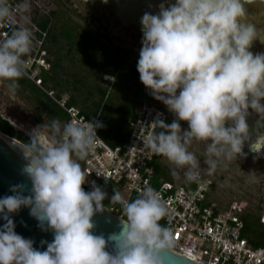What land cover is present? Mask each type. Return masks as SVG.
<instances>
[{"label":"clouds","instance_id":"1","mask_svg":"<svg viewBox=\"0 0 264 264\" xmlns=\"http://www.w3.org/2000/svg\"><path fill=\"white\" fill-rule=\"evenodd\" d=\"M106 3L107 0H104ZM252 0H175L161 4L158 14L141 17L142 48L137 71L142 84L158 101L175 114L162 129L145 136L143 146L149 154L163 157L173 166L171 175L179 179L184 170L186 182H199V162L189 151L193 141L205 142L207 174L221 159L231 161L245 155L250 140L249 109L264 121V54L253 55L252 42L261 37L255 24L246 19L245 4ZM29 0L15 8L0 0V24L15 25L17 15L27 19ZM32 49V33L27 27L15 28L0 41V86L14 93L24 75V56ZM179 90V92H178ZM178 121H186L182 130ZM231 126L226 127L227 122ZM41 126L31 133V142L22 145L28 163L23 169L32 183L29 196L24 186L11 188L14 195L0 198V264H169L174 237L160 221L168 209L158 192L145 186L129 202L114 190L110 201L120 204L121 229L107 240L94 235L93 217L105 210L107 194L92 183L86 192V174L80 161L96 146L98 128L87 123L59 121ZM251 152L264 150V135L249 144ZM99 175V173H97ZM21 207L47 225L54 233L45 251L15 232L9 213ZM111 243L112 251H107Z\"/></svg>","mask_w":264,"mask_h":264},{"label":"built area","instance_id":"2","mask_svg":"<svg viewBox=\"0 0 264 264\" xmlns=\"http://www.w3.org/2000/svg\"><path fill=\"white\" fill-rule=\"evenodd\" d=\"M21 0H9L11 7ZM29 0L30 11L26 21L17 15L15 25L0 24V41L6 39L18 27H27L32 33L31 52L24 56L25 68L22 76L39 89L47 98L62 109L68 122L87 123L89 120L78 108L70 107L68 98L58 97L51 85H45L44 79L51 72V60L48 52L49 28L42 29L38 24L37 12L41 10ZM105 80L113 88L115 79L106 76ZM169 112L163 108L143 104L135 110L130 122V138L122 152L110 148L98 135L94 150L83 160V171L89 180L99 181L104 186H112L121 196L130 201L133 195H139L145 186L159 193L168 213L160 223L167 227L174 237L171 253L196 264H264V243L252 249L242 237L244 224L237 208L232 206L221 209L208 202L213 181L200 174L199 182H191L193 187L163 183L152 186L153 174L149 164L156 155L149 154L143 146L145 136L158 132L154 121L168 119ZM99 173V175H97ZM109 212L123 220L120 204L110 203ZM261 221L264 225V206Z\"/></svg>","mask_w":264,"mask_h":264},{"label":"trees","instance_id":"3","mask_svg":"<svg viewBox=\"0 0 264 264\" xmlns=\"http://www.w3.org/2000/svg\"><path fill=\"white\" fill-rule=\"evenodd\" d=\"M37 24L42 28H49V55L52 56L51 72L45 77V85H51L58 97L68 95V104L70 107L78 108L86 119L97 120L103 127L98 128V135L110 148L123 151L125 145L130 138V122L135 117V110L143 105L157 107L153 102L150 91L142 84L137 71V64L132 63L130 59H125L120 53L109 52L96 42H91V34L85 33L84 41L79 42L80 26H72L73 21L69 15L63 22L61 32H57L52 28L53 19L56 20L54 12L38 13ZM63 17V16H62ZM85 49L81 50V45ZM82 52L83 60L76 58L77 53ZM65 60L71 63V67L64 65ZM99 73L103 74L99 77ZM115 76L116 91H125L131 96L126 100L117 98V95H111L109 90L100 83L96 77ZM18 88L27 92L29 98L39 108L44 117L52 122L59 121L61 127L68 122L66 113L60 109L53 101L47 98L39 89L26 79L21 77L18 80ZM161 108V107H160ZM168 115L165 122L170 124L176 120ZM180 124V121H178ZM162 129H158V132ZM0 132L4 135L15 139L25 145L31 142L29 136L20 128L14 127L10 121L3 118L0 114ZM83 171V161H80ZM149 167L153 174L152 186L159 187L163 183H171L178 185L174 180L167 167L162 162V157L155 156ZM94 180L86 178V182L82 185L86 192L92 190ZM96 186L100 187L107 196L103 201L105 208H111V196L114 194L112 186H104L99 181H94ZM186 188L193 187V184L183 185ZM215 189L213 182L210 193ZM119 192V191H117ZM120 193V192H119ZM210 195V194H209ZM209 195L207 200L209 202ZM137 195L130 198L136 199ZM261 204V202H260ZM258 214L250 211L242 215L241 219L244 224L242 237L247 240L252 249H257L264 243V225L261 221L262 209H257ZM125 219V218H124Z\"/></svg>","mask_w":264,"mask_h":264},{"label":"rangeland","instance_id":"4","mask_svg":"<svg viewBox=\"0 0 264 264\" xmlns=\"http://www.w3.org/2000/svg\"><path fill=\"white\" fill-rule=\"evenodd\" d=\"M49 2V1H48ZM52 2V3H51ZM49 2V10L53 12L55 2L51 0ZM47 3V2H46ZM32 6L34 3H31ZM54 4V6H53ZM42 11L47 9L42 8ZM41 10V9H40ZM97 14H92L86 10H82L83 16L86 18L87 22L76 18L73 14H69L71 20L73 21L72 26L79 25L80 36L78 41L82 43L85 39L82 35L85 33L91 34V42L98 43L101 47H104L109 52L122 53L121 50L127 49V45L130 41L138 44L136 38L128 39V36L120 32L117 36L111 35V30H109V23L115 21L114 12L115 9L98 7ZM47 13L48 12H42ZM67 15V14H66ZM66 16H58L56 20L53 19L52 28L57 32H61L63 22ZM84 30V31H82ZM84 39V40H83ZM81 50L85 49L82 44ZM50 47V45H49ZM135 48V56L139 53L137 52L139 46H133ZM49 49V48H48ZM76 58L82 59V52L75 54ZM51 63L53 61L52 56H50ZM64 65L70 68L72 65L68 60H65ZM99 73V77H100ZM103 74H101L102 76ZM96 77L100 83L111 92V95H117V98L121 100H126L131 98L129 94L125 91H116V87L110 89L109 83L105 80V75L101 78ZM179 92V90H178ZM155 104L164 105L161 101L155 99ZM168 110V108H167ZM170 116L176 118L175 114L168 110ZM0 114L3 118L10 121L13 125L20 128L24 133L31 136L34 129L41 126V131H46L44 126H50L52 122L48 121L44 115L41 113L39 108L34 104L32 99L29 98L27 92L20 88H16L14 93H9L6 86H0ZM182 130H188V123L186 121H180ZM255 140L250 139L249 144ZM245 142L243 152L245 155L238 156L237 159L231 161L221 159L217 163L216 170L211 174H207V165L205 161V142L193 141L189 146V151H191L197 158L200 168L199 172L202 176L211 179L215 184V189L209 195V202L216 204L221 209H226L230 206L237 208L238 212L245 214L246 212H251L253 214H258L257 209L264 206V152L262 154H253L249 152V146ZM163 164L167 167L168 171L171 173L173 166L170 165L165 158L162 157ZM179 171V179H174L177 181L178 185H188L189 182L184 180V170ZM261 202V204H260Z\"/></svg>","mask_w":264,"mask_h":264},{"label":"water","instance_id":"5","mask_svg":"<svg viewBox=\"0 0 264 264\" xmlns=\"http://www.w3.org/2000/svg\"><path fill=\"white\" fill-rule=\"evenodd\" d=\"M88 5L95 6L99 4L103 7L115 6L117 17L122 25L135 24L141 16L149 13L153 2L145 0H84ZM170 3H175V0H169ZM11 123V122H10ZM12 124V123H11ZM13 125V124H12ZM18 128L17 126L13 125ZM28 135V134H27ZM29 136V135H28ZM31 139L32 137L29 136ZM23 144L12 139L0 132V198L14 195L11 191L13 186L23 185L21 192L24 196L30 195L32 187L31 180L24 173L23 169L28 163L25 157ZM250 153L256 154L254 152ZM10 218L15 224V232L25 239L33 241V247L38 251H45L46 243L42 241L52 242L54 233L47 228L45 224L43 229L40 222L30 215V208L21 207L15 213H9ZM0 218V228L5 223ZM94 235H102L107 240L110 234L118 233L121 229L122 220L112 215L107 208L104 211L96 213L93 217ZM107 251H112L111 243L108 244ZM169 264H196L183 257H179L173 253L167 256Z\"/></svg>","mask_w":264,"mask_h":264},{"label":"flooded vegetation","instance_id":"6","mask_svg":"<svg viewBox=\"0 0 264 264\" xmlns=\"http://www.w3.org/2000/svg\"><path fill=\"white\" fill-rule=\"evenodd\" d=\"M51 0H32V2L38 7V9L41 11L42 8L47 9L46 11L42 12H48L49 10V2ZM153 2L154 5H152V8L149 12V14H158L159 13V6L163 3L165 6H168L170 4L169 0H145ZM47 2V3H46ZM54 10H52L57 16H67L69 14H73L76 18L82 20L83 22H87L86 18L82 14V10H86L92 14H97L98 7L103 8H112L115 9V12L113 13L115 16V21L109 23V30H111V35L117 36L120 32L126 34L128 36V39L136 38L138 40V44H135L134 42L130 41V43L127 45V49L129 50H121V55L125 59H130L132 63H136L139 59V54L135 56V48L133 46H139L137 52H140V49L142 48V25L140 23L141 17L135 24H127L126 26L122 25L120 19L117 17V10L115 6L110 7H103L99 4H96L95 6L88 5L84 2V0H54ZM52 3V2H51ZM246 9V19L248 22L253 23L256 25L257 30L260 31L261 37H264V0H252L251 3H247L244 5ZM67 14V15H66ZM253 53V55L257 54H264V41H262L259 37L252 42V46L249 49ZM115 79L114 86L116 87V78L115 76H112ZM152 96V95H151ZM153 97V96H152ZM153 102L155 104V98L153 97ZM264 103V102H262ZM157 107H161L163 109L167 110V106L155 104ZM247 123H249V128L255 129L258 128V124L264 125V121L261 120V117L255 113L252 109H249V115L247 117ZM230 126V122L226 123V127ZM255 126V127H254ZM257 154V153H256Z\"/></svg>","mask_w":264,"mask_h":264},{"label":"bare ground","instance_id":"7","mask_svg":"<svg viewBox=\"0 0 264 264\" xmlns=\"http://www.w3.org/2000/svg\"><path fill=\"white\" fill-rule=\"evenodd\" d=\"M230 126H231V122H230ZM248 126H249V123H248ZM262 135H264V125L258 124V128L255 127V129L249 128L250 139L256 140L258 136H262ZM247 143L249 144V141H247ZM247 147L249 148V146H247ZM263 152H264V150H262V152L260 154H262Z\"/></svg>","mask_w":264,"mask_h":264},{"label":"crops","instance_id":"8","mask_svg":"<svg viewBox=\"0 0 264 264\" xmlns=\"http://www.w3.org/2000/svg\"><path fill=\"white\" fill-rule=\"evenodd\" d=\"M48 44H49V42H48ZM48 48H49V45H48ZM64 96L67 97V98L69 97L68 95H64ZM62 97H63V96H62Z\"/></svg>","mask_w":264,"mask_h":264}]
</instances>
